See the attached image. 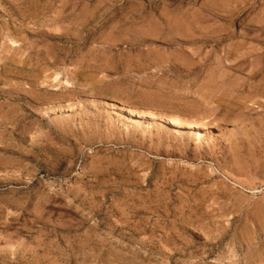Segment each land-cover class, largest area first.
<instances>
[{
    "label": "rangeland",
    "instance_id": "374dc122",
    "mask_svg": "<svg viewBox=\"0 0 264 264\" xmlns=\"http://www.w3.org/2000/svg\"><path fill=\"white\" fill-rule=\"evenodd\" d=\"M0 264H264V0H0Z\"/></svg>",
    "mask_w": 264,
    "mask_h": 264
},
{
    "label": "bare ground",
    "instance_id": "6f19581e",
    "mask_svg": "<svg viewBox=\"0 0 264 264\" xmlns=\"http://www.w3.org/2000/svg\"><path fill=\"white\" fill-rule=\"evenodd\" d=\"M259 51V50H258ZM263 65V64H262ZM260 68V67H259ZM259 70V69H258ZM259 73H257V72H255L254 74H253V77L255 78V76H257ZM123 107V106H122ZM121 107V108H122ZM124 109H126L127 111H129L130 113H133L132 112V109H130V108H128V107H124ZM172 122H174V123H178V119H172Z\"/></svg>",
    "mask_w": 264,
    "mask_h": 264
}]
</instances>
